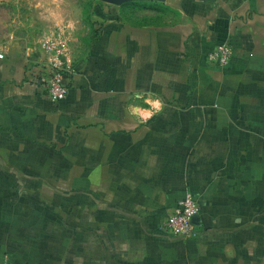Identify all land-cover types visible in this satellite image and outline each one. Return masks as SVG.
Instances as JSON below:
<instances>
[{
    "label": "crops",
    "instance_id": "obj_1",
    "mask_svg": "<svg viewBox=\"0 0 264 264\" xmlns=\"http://www.w3.org/2000/svg\"><path fill=\"white\" fill-rule=\"evenodd\" d=\"M94 10L57 103L49 39L0 41V264H264V0ZM186 191L190 241L162 229Z\"/></svg>",
    "mask_w": 264,
    "mask_h": 264
},
{
    "label": "rangeland",
    "instance_id": "obj_2",
    "mask_svg": "<svg viewBox=\"0 0 264 264\" xmlns=\"http://www.w3.org/2000/svg\"><path fill=\"white\" fill-rule=\"evenodd\" d=\"M97 1L0 0V41L16 39L28 47L61 36L66 49L79 54L95 32Z\"/></svg>",
    "mask_w": 264,
    "mask_h": 264
},
{
    "label": "built area",
    "instance_id": "obj_3",
    "mask_svg": "<svg viewBox=\"0 0 264 264\" xmlns=\"http://www.w3.org/2000/svg\"><path fill=\"white\" fill-rule=\"evenodd\" d=\"M45 55L29 64L30 68L36 69L34 79L41 86L48 99L57 103L65 99L68 89L64 79L71 72L70 66L65 61L66 42L61 36H55L41 44ZM232 55L229 45L217 47L208 60L219 65H226ZM3 55L0 53V58ZM199 204L193 194L186 191L176 202L172 213L168 215L162 224V229L176 237L185 240H194L199 233L197 218L199 215Z\"/></svg>",
    "mask_w": 264,
    "mask_h": 264
},
{
    "label": "water",
    "instance_id": "obj_4",
    "mask_svg": "<svg viewBox=\"0 0 264 264\" xmlns=\"http://www.w3.org/2000/svg\"><path fill=\"white\" fill-rule=\"evenodd\" d=\"M106 1H108V2H110V3H120V2H122L123 0H106Z\"/></svg>",
    "mask_w": 264,
    "mask_h": 264
}]
</instances>
